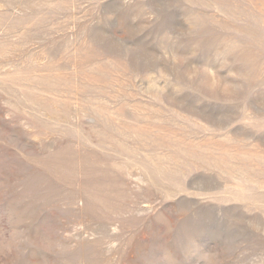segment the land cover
<instances>
[{"label":"rangeland","instance_id":"rangeland-1","mask_svg":"<svg viewBox=\"0 0 264 264\" xmlns=\"http://www.w3.org/2000/svg\"><path fill=\"white\" fill-rule=\"evenodd\" d=\"M0 264H264V0H0Z\"/></svg>","mask_w":264,"mask_h":264}]
</instances>
